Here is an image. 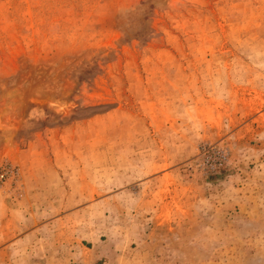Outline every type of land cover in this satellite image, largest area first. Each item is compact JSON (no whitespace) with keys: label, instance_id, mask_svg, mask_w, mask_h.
<instances>
[{"label":"rangeland","instance_id":"1","mask_svg":"<svg viewBox=\"0 0 264 264\" xmlns=\"http://www.w3.org/2000/svg\"><path fill=\"white\" fill-rule=\"evenodd\" d=\"M0 264H264V0H0Z\"/></svg>","mask_w":264,"mask_h":264},{"label":"built area","instance_id":"2","mask_svg":"<svg viewBox=\"0 0 264 264\" xmlns=\"http://www.w3.org/2000/svg\"><path fill=\"white\" fill-rule=\"evenodd\" d=\"M5 176H6V175H1V176H0V178H1V179H4V178H5Z\"/></svg>","mask_w":264,"mask_h":264}]
</instances>
